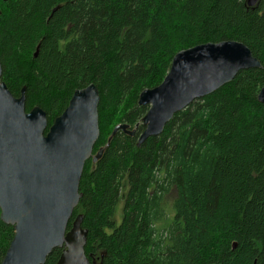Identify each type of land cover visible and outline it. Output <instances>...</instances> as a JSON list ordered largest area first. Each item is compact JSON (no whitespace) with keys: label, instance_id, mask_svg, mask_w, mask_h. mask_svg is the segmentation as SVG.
I'll return each instance as SVG.
<instances>
[{"label":"trees","instance_id":"obj_1","mask_svg":"<svg viewBox=\"0 0 264 264\" xmlns=\"http://www.w3.org/2000/svg\"><path fill=\"white\" fill-rule=\"evenodd\" d=\"M223 41L244 43L263 67L138 146L149 111L140 94L162 84L177 53ZM0 61L13 95L26 87V111L47 113L45 134L76 90L99 89L94 154L105 152L87 161L68 225L84 216L92 264H264V0H0ZM120 124L136 135L109 142ZM14 236L0 209V264Z\"/></svg>","mask_w":264,"mask_h":264},{"label":"water","instance_id":"obj_2","mask_svg":"<svg viewBox=\"0 0 264 264\" xmlns=\"http://www.w3.org/2000/svg\"><path fill=\"white\" fill-rule=\"evenodd\" d=\"M260 1L247 0V6ZM262 67L238 41L206 43L177 53L162 84L140 94L138 104L149 106V111L138 146L160 136L177 113L229 84L241 71ZM2 75L0 61V209L2 221L15 229L2 264H45L57 248L63 250L58 264H92L85 252L89 232L83 227L84 216L79 215L70 230L68 225L82 198L87 161L96 163L105 152L103 147L94 154L101 134L99 89L90 84L76 90L45 134V110L27 112L26 87L16 97ZM258 100L264 104V86ZM119 131L133 137L137 128L120 124L109 142Z\"/></svg>","mask_w":264,"mask_h":264},{"label":"rangeland","instance_id":"obj_3","mask_svg":"<svg viewBox=\"0 0 264 264\" xmlns=\"http://www.w3.org/2000/svg\"><path fill=\"white\" fill-rule=\"evenodd\" d=\"M117 127V126H116ZM176 196V191L174 189H172L165 197L164 199V203L163 206L166 210L167 213H169L170 215L172 214V209H173V202ZM122 206L123 203H121V205L119 206V212L117 214V220L118 222L121 220L122 218ZM167 218H169V216L167 215Z\"/></svg>","mask_w":264,"mask_h":264}]
</instances>
